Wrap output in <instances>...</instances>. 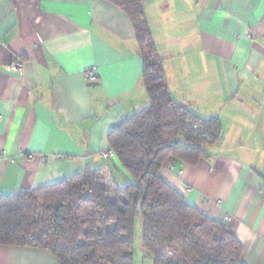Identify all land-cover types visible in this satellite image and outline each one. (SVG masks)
<instances>
[{"label":"crops","instance_id":"obj_1","mask_svg":"<svg viewBox=\"0 0 264 264\" xmlns=\"http://www.w3.org/2000/svg\"><path fill=\"white\" fill-rule=\"evenodd\" d=\"M142 8L172 99L222 125L207 157L194 166L169 157L158 174L228 226L244 264H264V0H146ZM148 105L121 9L105 0H0V195L84 167L132 182L116 156L97 155L110 149L111 130ZM0 264L60 261L47 249L0 245Z\"/></svg>","mask_w":264,"mask_h":264},{"label":"trees","instance_id":"obj_2","mask_svg":"<svg viewBox=\"0 0 264 264\" xmlns=\"http://www.w3.org/2000/svg\"><path fill=\"white\" fill-rule=\"evenodd\" d=\"M132 23L149 105L111 130L108 144L133 181L119 185L103 168L28 191L0 195V245L49 250L60 264H134L135 221L151 264H244L228 226L188 205L158 171L169 157L190 166L222 132L170 96L142 4L105 0Z\"/></svg>","mask_w":264,"mask_h":264},{"label":"rangeland","instance_id":"obj_3","mask_svg":"<svg viewBox=\"0 0 264 264\" xmlns=\"http://www.w3.org/2000/svg\"><path fill=\"white\" fill-rule=\"evenodd\" d=\"M116 175V174H115ZM140 237H141V230H140V220L137 219L135 221V234H134V264H151V259L147 255L144 256L142 247H141V242H140Z\"/></svg>","mask_w":264,"mask_h":264},{"label":"built area","instance_id":"obj_4","mask_svg":"<svg viewBox=\"0 0 264 264\" xmlns=\"http://www.w3.org/2000/svg\"><path fill=\"white\" fill-rule=\"evenodd\" d=\"M87 78L90 80V81H95L97 79L96 77V72L94 69H89L87 71ZM115 156V153L112 149H109L107 151H104V152H101L97 155L98 158H111V157H114ZM225 221H229L230 220V217L227 215L225 216Z\"/></svg>","mask_w":264,"mask_h":264}]
</instances>
